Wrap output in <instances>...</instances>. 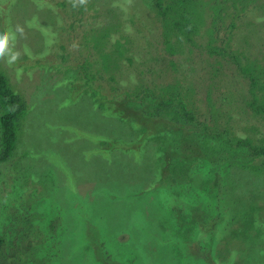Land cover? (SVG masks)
Wrapping results in <instances>:
<instances>
[{"label":"trees","instance_id":"16d2710c","mask_svg":"<svg viewBox=\"0 0 264 264\" xmlns=\"http://www.w3.org/2000/svg\"><path fill=\"white\" fill-rule=\"evenodd\" d=\"M16 1L18 2V0L11 2L12 5ZM135 1L33 0L35 7L46 8L59 15L60 22L47 24L43 29L37 28L47 33L42 37L44 47L42 50L37 48L33 52L35 54L28 53L26 58L18 57L17 65L16 62L9 61L19 68L18 71L34 65L39 67L49 65L57 69L63 67L64 72L79 75L82 85L77 95L85 101L84 108L90 109L97 119L100 115H105L112 116L120 123H127L136 136L125 140L100 134L98 136L101 137L96 140L103 143L98 145L103 151L124 149L122 152L130 154L136 163L140 164L143 152L148 148L146 144L150 141L156 146V152L151 157L160 161L166 159L169 153L161 136L157 137L155 133L149 134L147 131L140 137L134 132L135 124L139 125L138 120L154 119L165 122L169 125L165 131L172 130L170 128L172 121L185 122L183 123L185 127L186 124L190 126L189 132L196 131L198 143L190 144L191 138L179 135H176L175 139L172 137L169 142L173 148L178 149L173 159L172 171H168L169 177L156 172L154 183L145 190L132 188L123 198L114 195V198L124 199L135 207L131 209L130 214L136 216L139 213L144 217V212L138 209L134 202L149 192L153 195L157 192V187L168 193L169 188L165 187L167 180L174 184L172 191L179 193L180 196L184 193L182 185L185 184L195 195L192 200L199 206H204L200 191L194 187L187 175V170L198 167L203 172V175L200 171L197 172L201 174V178L204 175L208 178L212 176L210 187H218V183L224 180L225 185L232 181L237 183L233 178L236 176L243 184L237 188L241 197L248 196H245V193H248L247 189L253 184L257 185L255 189L258 195H253L254 200L252 196H248L249 199L245 198L247 202L250 200V206L243 211L245 214L250 212L253 214L254 219L251 223L257 232H263L264 4H258L257 0H139L141 4L136 6ZM8 8L9 3H0V11L4 17L9 14ZM139 10L144 11H142L144 16ZM64 13L72 19L71 23L62 19ZM12 19L6 16L3 22L4 35L7 34L9 37L5 51L10 53V56L14 55L16 36L11 24ZM139 20L142 35L140 27L135 29L140 25ZM70 36L76 39L73 43L77 46L66 44L68 41L71 42ZM243 41L248 46L247 50L238 53L237 46ZM71 47L77 49L79 56L83 54L82 61L79 59L81 57L73 56L75 54L70 50ZM251 47H255L256 50L253 51ZM245 54L246 59L242 58ZM99 66H102V71ZM228 73L235 76L234 80L238 81L237 85L240 86L239 93L243 92L245 96L242 95L243 98L236 101L237 105L231 104L229 100L226 104L220 103V106L216 107L219 103L211 98L214 93L213 85L216 83L214 81L221 77L225 78ZM212 82L214 83L211 85ZM205 88H209L206 93L209 108L206 111L199 106L194 93L195 90L200 92ZM93 99L96 102L93 107H89ZM89 100L90 103H87ZM216 110L222 112V121L226 120L230 112H235L234 116L239 121L231 125L220 123L221 126L218 127L214 124L209 125L210 121L214 120L212 115L217 112ZM29 112L30 106L26 98L12 84L8 73L0 67V166L14 160L20 153L19 137ZM98 112L101 113L97 114ZM178 129L179 132L186 131V128L177 126L176 130ZM136 146L141 147L139 157L134 155L133 150ZM189 146L196 148V151ZM157 183L164 185L165 188L157 186ZM219 190L222 191V188L219 187ZM209 194H212L211 189ZM129 196L132 198L128 199ZM14 203V211L12 210L14 220H11L12 218L7 221L0 220V264H15L12 258L22 252L23 248H20L23 247L22 242L25 243L24 249L27 251L38 246L37 243H32L41 232L39 226L33 223L36 218L31 219L23 214L24 199L15 200ZM9 207L10 200L0 195V217L3 215L2 210H8ZM37 214L40 217L42 213ZM182 215L180 219L189 226L196 225L199 230L206 231L203 220L197 216L194 219L187 214ZM10 216L12 217L11 213ZM225 220L232 223L230 219ZM16 221H19V224ZM216 222L217 218L210 220L209 224ZM32 223L35 227L30 225ZM228 223H224L226 229ZM168 225L169 229L163 232V245H168L172 241L170 236L173 229L169 222ZM122 230L123 228L121 232ZM8 232H12L11 234L17 232V239L10 242ZM148 234L149 237H155L149 231ZM26 239L32 243L29 244L31 247L27 246ZM125 243L128 245L129 241ZM254 243L264 241L255 238ZM104 245L105 243L98 241V244L96 242L92 246L94 252L102 251L100 258L96 257L97 254L94 256L96 261L101 264L130 262L127 261L130 259L121 260L115 252L105 250ZM37 251L39 250L36 249L34 252ZM239 254L247 258L242 260V263L250 264L248 257L252 254L250 248L243 249ZM262 254L264 256V250ZM39 262H44V259ZM254 264H264V259Z\"/></svg>","mask_w":264,"mask_h":264},{"label":"rangeland","instance_id":"374dc122","mask_svg":"<svg viewBox=\"0 0 264 264\" xmlns=\"http://www.w3.org/2000/svg\"><path fill=\"white\" fill-rule=\"evenodd\" d=\"M13 1L0 0V3H9V14L6 16L13 18L11 24L16 32L14 55L17 56L16 59L26 58L28 53L32 55L35 49L44 48L42 37L46 32L37 28L43 29L47 24L60 22V16L52 10L35 7L33 0H18L14 3L15 6L11 3ZM135 2L136 6L141 4L139 0ZM257 2L264 4V0ZM142 11L139 10L144 16ZM64 15L62 19L71 23L72 19L67 14ZM72 16L74 17L73 13ZM5 17L0 11V35H4ZM139 27L142 35L141 22L135 29ZM70 38L71 42L66 44L71 43L73 46L76 39L73 36ZM237 47L239 53L246 51L248 46L243 41ZM251 48L256 50L255 47ZM70 50L75 54L73 56L83 60V54L79 56L77 49L71 47ZM242 58L246 59L247 55ZM9 60H12V56L5 51V54L0 56V67L8 73L12 84L24 95L30 112L19 137L20 153L14 160L0 166V195L10 200L9 211L3 209L0 220H14V201L22 198L25 201L23 214L36 218L33 223L41 230L32 242L38 244L36 248L27 251L24 249L25 243H21L22 252L17 257L12 256L15 264H101L94 256L97 254L96 257L100 258L102 251L96 253L92 248L98 241L105 243V250L115 252L119 259H130L127 260L130 261L128 264H247L242 263V260L247 259L246 256L239 254L247 247L252 250V254L248 256L250 264L264 259V243H254L255 238L264 241V231L257 232L251 223L253 214H245L243 211L250 206V200L247 202L245 198L252 196L254 200L253 195H258L255 189L257 185L253 184L247 189L245 196H248L241 197L237 188L243 184L236 176L233 178L237 183L232 181L225 185L224 180L218 183V187H210L212 176L208 178L204 175L201 178V174L197 172L200 171L202 175L203 172L198 167L187 170L188 177L203 197L202 207L192 200L195 195L185 184L182 185L184 193L181 196L172 191L174 184L170 180L165 183V187L169 188L168 193L157 187V192L153 195L149 192L134 202V205L144 212V217L139 213L136 216L130 214L131 209L135 207L124 199L114 198V195L123 198L132 188L145 190L154 183L156 172L169 177L168 171H172L173 159L178 153V149L169 143L172 137H189L190 144L199 142L196 131L189 132V125L186 124L185 127V122L172 121V130L165 131V128L169 127L165 122L154 119L138 120L139 125L135 124L134 132L140 137L147 131L149 134L155 133L157 137L161 136L169 153L162 161L151 157L156 152V146L149 141L142 161L138 164L130 154L122 152L124 149H99L98 145H103L96 140L101 137L98 136L100 134L125 140L136 136L127 123H120L112 116L105 115H100L97 119L90 109L84 108L85 101L77 95L82 85L79 75L74 72L66 73L63 67L57 69L49 65H34L18 71L16 60H12L16 65ZM99 68L102 71V66ZM234 77L228 73L225 78L214 81L216 83L213 89H210L214 91L211 98L219 103L216 107H219L220 103L226 104L229 100L231 104L237 105L236 101H240L242 95L245 96L243 92L239 93L240 86ZM95 86L97 88V85ZM208 89L194 92L199 106L204 111L209 108L206 100ZM95 102L93 99L89 107H93ZM216 111L212 115L214 120L212 119L209 125L218 127L221 126L220 123L231 125L239 121L234 116L235 112L228 114L226 122L222 121V112ZM177 126L186 128V131L179 132L180 129L176 130ZM189 148L196 151V148ZM133 151L134 155L139 157L141 147L136 146ZM157 186L165 188L159 183ZM210 189L212 194H209ZM131 198L132 196L128 197ZM37 212L42 213L40 217ZM181 213L203 220L206 231L199 230L196 225L189 226L180 219L183 216ZM216 218L218 222L209 224L210 220ZM225 219L232 220V223ZM168 222L173 229L170 236L172 241L163 245V232L169 229ZM16 223L19 224V221ZM33 223L30 225L35 227ZM224 223L229 224L227 229ZM148 231L157 239L149 237ZM11 233L8 232V238L13 242L18 234ZM177 238L188 239L177 241ZM127 241L129 244L125 245ZM32 243L26 239L27 246ZM36 249L39 251L34 252ZM43 259L44 262H39Z\"/></svg>","mask_w":264,"mask_h":264},{"label":"clouds","instance_id":"9594fccd","mask_svg":"<svg viewBox=\"0 0 264 264\" xmlns=\"http://www.w3.org/2000/svg\"><path fill=\"white\" fill-rule=\"evenodd\" d=\"M81 2H84V0H81ZM8 35H0V56H3L5 54V49L7 47L8 44ZM17 56L16 55H12V60H16Z\"/></svg>","mask_w":264,"mask_h":264},{"label":"bare ground","instance_id":"6f19581e","mask_svg":"<svg viewBox=\"0 0 264 264\" xmlns=\"http://www.w3.org/2000/svg\"><path fill=\"white\" fill-rule=\"evenodd\" d=\"M69 139V138H68ZM68 141V140H67ZM70 141V140H69ZM76 150V149H75Z\"/></svg>","mask_w":264,"mask_h":264}]
</instances>
